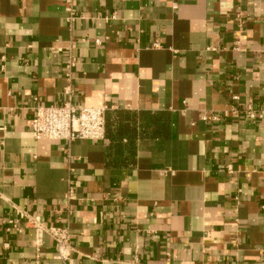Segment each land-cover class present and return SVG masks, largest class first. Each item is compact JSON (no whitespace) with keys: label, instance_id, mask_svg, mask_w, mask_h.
<instances>
[{"label":"crops","instance_id":"crops-1","mask_svg":"<svg viewBox=\"0 0 264 264\" xmlns=\"http://www.w3.org/2000/svg\"><path fill=\"white\" fill-rule=\"evenodd\" d=\"M75 8L0 0V264H35L19 210L70 232L68 260L44 235L42 264H264V120L208 118L264 107V0ZM67 87L76 106L107 107L106 125L135 127L133 166L109 164L107 136H32L35 109L64 105ZM152 117L162 136L146 135Z\"/></svg>","mask_w":264,"mask_h":264},{"label":"built area","instance_id":"built-area-1","mask_svg":"<svg viewBox=\"0 0 264 264\" xmlns=\"http://www.w3.org/2000/svg\"><path fill=\"white\" fill-rule=\"evenodd\" d=\"M76 0H65L67 10L70 13V20H74L76 13ZM101 44V41H96ZM157 46V45H155ZM78 62L76 57L69 55L65 67L64 75L71 82L74 79L75 70ZM66 94L69 96L68 101L61 106H39L35 109V114L30 121L32 136L36 140H54L67 141L72 143L76 140L101 141L105 140L106 132V113L107 107H80L72 103L71 89L66 88ZM234 101L238 100V96L233 97ZM243 116L250 120H264V107L255 110L248 105L243 111L235 105L222 115L213 114L208 118L214 121L221 120L222 117ZM75 199V192L72 182L65 194V202L68 203ZM21 219H27V226L33 228L36 233L34 241L35 264H42V244L44 235H48L54 241L57 258L68 260L72 251L71 235L67 228L49 227L43 224L38 218L29 216L24 211H18Z\"/></svg>","mask_w":264,"mask_h":264},{"label":"trees","instance_id":"trees-1","mask_svg":"<svg viewBox=\"0 0 264 264\" xmlns=\"http://www.w3.org/2000/svg\"><path fill=\"white\" fill-rule=\"evenodd\" d=\"M118 121L111 122L107 121L106 132L107 137L111 141V143L107 146V156L109 158V164L114 166H133L136 155L137 148V132L135 127H129L122 123V118L116 115ZM161 119L156 117H152L149 119V123H152V129L149 130L147 127L145 128V133L147 136L149 134H153L154 136H162L159 132L155 131V128L159 127L161 130L165 127L161 126L159 123ZM124 138L129 139V143L126 145H122V140Z\"/></svg>","mask_w":264,"mask_h":264}]
</instances>
